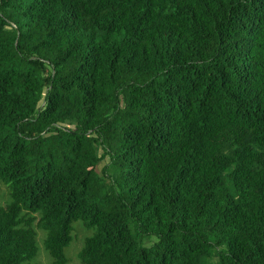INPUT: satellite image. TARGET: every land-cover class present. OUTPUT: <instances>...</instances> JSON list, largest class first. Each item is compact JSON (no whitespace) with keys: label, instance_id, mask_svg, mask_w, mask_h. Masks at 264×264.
Instances as JSON below:
<instances>
[{"label":"trees","instance_id":"trees-1","mask_svg":"<svg viewBox=\"0 0 264 264\" xmlns=\"http://www.w3.org/2000/svg\"><path fill=\"white\" fill-rule=\"evenodd\" d=\"M0 182V264H264V0H0Z\"/></svg>","mask_w":264,"mask_h":264},{"label":"rangeland","instance_id":"rangeland-1","mask_svg":"<svg viewBox=\"0 0 264 264\" xmlns=\"http://www.w3.org/2000/svg\"><path fill=\"white\" fill-rule=\"evenodd\" d=\"M104 163V162H103ZM101 164V166L103 165ZM99 166L97 170L101 168ZM9 200V194L8 189L6 185L0 182V205L3 206L6 204V202ZM37 236H36V245H37V254L36 257L32 260V263L34 264H51L52 258L49 255V253L45 250L43 240L45 237V232L42 230H39V228L36 227ZM92 234V230L85 229L82 226L81 221H75L73 222V231H72V241L71 243L65 248V254L68 258L67 264H78V251L82 247L84 238L87 235ZM147 244L151 243V240H146Z\"/></svg>","mask_w":264,"mask_h":264}]
</instances>
